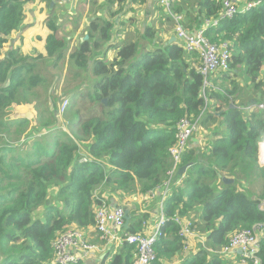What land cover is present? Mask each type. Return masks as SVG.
I'll list each match as a JSON object with an SVG mask.
<instances>
[{
  "label": "trees",
  "instance_id": "trees-1",
  "mask_svg": "<svg viewBox=\"0 0 264 264\" xmlns=\"http://www.w3.org/2000/svg\"><path fill=\"white\" fill-rule=\"evenodd\" d=\"M30 1L0 0V264H56L53 242L58 235L70 227L84 232L95 228L96 210L104 201L111 206L128 196L162 189L174 165L169 149L176 143L177 123L196 120L202 113L200 129L183 153L164 201L167 220L155 245L153 264H174L185 255L174 215L192 219L207 239L206 248L181 264H254L252 259L242 263L240 255L232 259L233 255L217 251L240 230L259 227L257 259L264 264V205L260 207V201L238 183L222 179L243 166L261 180L264 199V167L258 164L264 110L236 104L240 69L253 91L262 90L264 97V3L220 19L224 0L176 1L174 11L184 14L187 30L207 19H220L205 34L213 42L227 43L232 53L230 71L209 76L210 85H205L198 70L193 58L197 55L180 43H163L154 26L146 25L142 33L137 29L142 40L132 39V32L131 39L117 43L116 22L91 20L89 40L84 39L70 58L80 68H87L93 59L92 71L100 80L93 92L81 94L75 121L74 103L68 97L64 113L55 106L47 121L32 125L17 113L28 104V93L44 80L36 72L37 60L58 65L65 57L67 40L59 34L57 17L51 13L42 52L33 56L21 48L6 50ZM45 1L51 6L53 0ZM127 1L114 0L118 6ZM112 9L108 12L115 17ZM12 107L16 116L10 117ZM201 133L200 146L193 138ZM83 155L87 161L81 160ZM132 203L127 205L131 219L124 229L128 234H146L149 215H140L137 203ZM113 249L106 252L103 263L136 264L135 245L124 241L118 251Z\"/></svg>",
  "mask_w": 264,
  "mask_h": 264
},
{
  "label": "built area",
  "instance_id": "built-area-1",
  "mask_svg": "<svg viewBox=\"0 0 264 264\" xmlns=\"http://www.w3.org/2000/svg\"><path fill=\"white\" fill-rule=\"evenodd\" d=\"M177 0H159L161 7L174 21L176 37L181 41L186 51L196 54L200 60L198 70L204 76L205 85H210L209 76L217 72L230 71L231 50L227 43H216L211 41L205 34V30L211 26H217L222 18H233L238 13L249 12L264 3V0H252L240 7L233 0H224L221 18L207 19L202 28L195 32H190L184 27V16L174 11ZM69 105V99L62 101L60 112L64 113ZM258 109L264 110V101L260 103ZM203 113L196 120L182 119L176 125V143L169 149L171 159L174 163L168 171V179L161 189L160 220L155 230L150 233L128 234L125 231L126 207L116 205L111 207L104 201L96 210L95 230L102 242L107 245L122 244L124 241L137 247L136 264H153L157 260L155 245L162 235V227L165 225L166 216L163 212L165 198L171 190L174 178L178 173V165L181 162L183 153L189 147L193 135L200 129V122ZM258 164L264 167V135L258 142ZM82 161H87L83 155ZM174 223L178 226V236L185 244L184 250L190 252V243L197 236L198 231L194 226V221L187 217L174 215ZM262 229L261 227L244 228L235 233L229 244L217 251L219 254L230 257L236 251L240 252V260L246 263L248 259L254 260L258 264L257 254L261 248ZM206 248V247H205ZM56 264H83L89 256L105 250L100 244L92 242L84 231L78 227H70L62 231L53 242Z\"/></svg>",
  "mask_w": 264,
  "mask_h": 264
},
{
  "label": "rangeland",
  "instance_id": "rangeland-1",
  "mask_svg": "<svg viewBox=\"0 0 264 264\" xmlns=\"http://www.w3.org/2000/svg\"><path fill=\"white\" fill-rule=\"evenodd\" d=\"M80 1L81 0H78V3ZM74 2H77V0ZM86 4H89V7H83V10H81V7H75L76 11L74 12V7H69L68 9V7H65L64 4L60 5L59 7H55V4H52V7H50L46 2L40 4L36 2V0L30 1L23 8L25 19L21 24V27L13 34L6 46V50L21 48L24 53H29L33 56L38 55L43 51L44 40L47 34L50 32L47 18L52 14L57 17L55 18L59 24V34L67 40L65 57L58 65H53L48 59L37 60L38 65L36 67V72L40 73L44 80L37 87H35L31 94L28 93V104H24L20 107L22 113H17L19 116L28 117L32 125L36 123L42 124L47 121L50 117L49 111L54 109L55 106L60 107L62 100L68 97L74 103V108L71 111V114L73 115L72 119L75 121L77 119V114L74 113V111L82 107L80 103L81 94L93 92L95 83L100 80L99 76L93 74L92 66H90L93 62V59L90 61L87 68H80L74 64L73 60L70 58V55L79 48L81 42L85 39L91 20L99 16L100 19L108 20L111 18V21L116 22L117 26L114 28V39L117 43H123L125 40L131 39L132 32L134 33V38L132 39L142 40L140 38V32H137V29H141L142 33V24H139V20L143 18L145 21L144 15L142 12V16H140V13L134 8L133 4L127 2L122 6L113 7L111 5L113 3L109 4L106 2V0H86ZM109 7H113L112 11L117 13L115 17L107 12ZM128 20L132 21L128 22ZM134 20H136L135 27L131 26L134 24ZM128 25L130 26L129 28H127ZM239 72L241 76L236 77V81L239 82L237 97L240 100H238L236 104L242 105L249 103L248 98H250L253 94V86L243 74L242 69H240ZM220 83L221 82H218V84ZM8 113L10 114V117L16 116V110L14 107L10 108ZM63 119L65 118L63 117ZM65 120L67 121V119ZM61 127L63 129H67L66 124H62ZM42 135L44 136L45 134L42 133ZM181 171L182 170H180V172ZM183 172L185 171L183 170ZM247 172L251 173L253 181L252 179H248L247 182H245V189L249 191L253 198H256L255 195L253 196L254 193L250 189V186L253 185H251L250 182L254 183V180L256 181L258 177L251 171ZM242 174L243 173L239 172L237 173V176L239 177ZM224 176L235 179L234 177H236V174L233 175L231 172H228L225 173ZM260 183L261 182H259V184ZM256 184H258L257 181ZM242 189L244 190V188ZM257 200L260 201V203L264 202V199L262 198ZM133 201L134 200L129 201V199L126 198L121 205L127 209V205H133ZM95 243H100V245L102 244V242ZM105 253L106 250H103L100 253L89 256L87 259L93 258L101 260V256ZM231 261L234 262L233 260ZM99 264L105 263L100 262Z\"/></svg>",
  "mask_w": 264,
  "mask_h": 264
},
{
  "label": "crops",
  "instance_id": "crops-1",
  "mask_svg": "<svg viewBox=\"0 0 264 264\" xmlns=\"http://www.w3.org/2000/svg\"><path fill=\"white\" fill-rule=\"evenodd\" d=\"M75 0H53V4H55L56 6H60L63 5L65 7H74L73 11L75 12V7H81V10H83V7H89V4H86V0H81L78 3L74 2ZM178 1V0H177ZM180 1V0H179ZM36 2L42 4L44 2H46L45 0H36ZM51 2V3H52ZM107 3L111 4L113 7H119L118 4H115L114 0H106ZM129 3H131V1H127ZM234 3H236L238 6H244V4L246 3L243 0H237V1H233ZM74 4V5H73ZM193 5H195V1H193ZM135 9L138 10V12L140 13V16H142V12L144 15V19L143 18L140 20L139 24H142V28H144L146 25L149 26H154L158 33V36L160 38V40L165 43V42H177V43H181V41L176 37V32H175V25L172 19L169 20V15L168 13L165 12V10L161 7L159 0H147L146 4H140V5H133ZM52 7V6H50ZM139 7V8H136ZM99 12V11H98ZM108 12V11H107ZM131 14V13H130ZM183 14V13H181ZM55 16V15H53ZM184 16V14H183ZM56 17V16H55ZM99 18V16L95 17L94 19ZM168 18V19H167ZM59 19V18H58ZM101 20H105V19H101ZM91 22V21H90ZM170 22V23H169ZM184 22H186V18L184 17ZM58 23V22H57ZM204 22L201 23L200 26H198L196 29H188L190 32H195L198 31L202 28ZM59 25V24H58ZM128 30V29H127ZM126 30V31H127ZM109 54L111 55V52H109ZM193 58L196 60L197 64L199 65L200 60L197 56H193ZM91 66V65H90ZM90 68V67H89ZM262 75L264 78V70L262 71ZM262 90H259L257 92L253 91V94L250 98H248V104H252L255 106H258L260 103H262L264 101V97H262ZM203 133H201L200 136H196L193 138V142H198L200 144V146L203 144ZM197 143V144H198ZM248 170L246 168H244L243 166L239 167V168H235L233 169L231 172V174H236V177H234L235 179H233L234 181H236V183L239 184L240 187L244 188L245 191H247L245 189V182H247L248 179H252L253 177H251V173L247 172ZM243 173L241 176H237V173ZM228 177V176H227ZM230 178V177H229ZM237 178V180H236ZM253 181V179H252ZM256 181L258 182V184H256ZM254 180V183L250 182L252 186H250L252 192L254 193L253 196L255 195L256 199H260L262 198L263 195V190H262V185L261 183L259 184V182H261L259 179ZM248 185V184H247ZM162 191L161 189H157L154 192L148 193V194H138L136 196H128L129 201L134 200L133 202H136L138 205V213L141 214H148L149 217L147 219V226H146V232L147 234L152 232L153 230H155V228L157 227V224L160 220V215H161V210H160V202H161V195H162ZM249 193V191H248ZM250 195V193H249ZM104 196H108L107 194H104ZM251 196V195H250ZM252 197V196H251ZM120 200H118L116 203L111 204L112 207H115L116 205H121L123 202H119ZM129 210V209H128ZM189 218V217H187ZM197 236L191 241L190 243V252L187 251L185 252V255L181 258V257H177L176 263L174 264H181L182 260L184 258H189V256H191L193 253H196L197 250H199L200 248H205L206 247V235L204 233H200L199 230ZM86 235L90 238V240L92 242H102V240L100 239L99 235L97 234L95 228H91L85 231ZM92 239H96V240H92ZM102 242V247L105 248L106 252L109 250H112L114 247L115 249H113L114 251H118L119 247L121 246V244H111V245H107L106 243ZM100 244V243H99ZM116 245V246H115ZM107 252V253H108ZM106 254V253H105ZM104 255L101 256V260L104 258ZM240 255L239 251H236L235 254H232L233 257L232 259H234V255ZM180 258V259H179ZM101 260H97V259H86L84 264H99L98 262H102ZM108 264V262H106ZM171 264V263H168Z\"/></svg>",
  "mask_w": 264,
  "mask_h": 264
},
{
  "label": "water",
  "instance_id": "water-1",
  "mask_svg": "<svg viewBox=\"0 0 264 264\" xmlns=\"http://www.w3.org/2000/svg\"><path fill=\"white\" fill-rule=\"evenodd\" d=\"M52 4H53V2L51 3V5H52ZM88 38H89V36L86 35L85 40H88ZM222 179H223V181H224L225 183H233V182H235L233 179H231V178H229V177H227V176H223ZM262 205H264V202L261 203L259 206L261 207ZM130 219H131L130 211L127 209V210H126V224H125V227H128V225H129V223H130Z\"/></svg>",
  "mask_w": 264,
  "mask_h": 264
}]
</instances>
